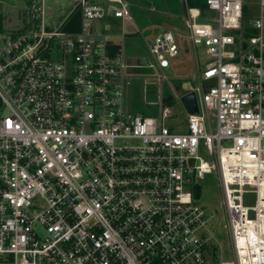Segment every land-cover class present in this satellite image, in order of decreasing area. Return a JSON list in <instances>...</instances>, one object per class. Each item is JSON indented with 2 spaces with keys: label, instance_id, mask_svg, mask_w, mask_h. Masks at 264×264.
<instances>
[{
  "label": "built area",
  "instance_id": "built-area-1",
  "mask_svg": "<svg viewBox=\"0 0 264 264\" xmlns=\"http://www.w3.org/2000/svg\"><path fill=\"white\" fill-rule=\"evenodd\" d=\"M190 1L188 34L147 40L161 70L180 53L176 35L210 58L189 90L199 113L176 97L185 132L164 123L172 107L147 116L125 103L131 65L96 22L133 17L128 0H78L56 32L43 9L41 31L0 28V264L215 263L214 215L195 193L213 170L234 252L220 264H264V0ZM208 10L215 25L197 21Z\"/></svg>",
  "mask_w": 264,
  "mask_h": 264
},
{
  "label": "rangeland",
  "instance_id": "rangeland-1",
  "mask_svg": "<svg viewBox=\"0 0 264 264\" xmlns=\"http://www.w3.org/2000/svg\"><path fill=\"white\" fill-rule=\"evenodd\" d=\"M128 3L133 14L130 19L112 17L111 20L96 22L98 29L111 33V38L121 44L128 63L133 57H147L153 63V66L131 65L126 69L128 85H126L125 103L132 111L147 116L160 117L162 108L172 107L174 116L164 119V123L176 132H185L186 122L183 120L182 108L176 97L196 89L200 83L199 74L205 69L210 58L205 52L204 45H194L188 38L177 36L188 34L185 24L187 7L184 0H128ZM77 4L78 0H0L2 27L5 30H17L32 25L35 30L41 31L43 9L46 30L60 31L61 25ZM213 14L215 11L208 10L197 21L212 22L215 25L211 19ZM250 15H253L254 19L258 16V12L252 10L248 13L249 18ZM248 21L251 22V19ZM162 29H169L177 34L176 41L180 46V54L169 57L170 65L161 70L155 64L147 40L153 39ZM123 32L125 36L121 37ZM61 39V36H56L52 40L51 50L52 54H55L51 56L53 59H58V55L62 52ZM228 48L238 50L237 44ZM47 55L45 53V56ZM211 119L213 123V116ZM212 129L215 130V123L212 124ZM199 154L210 163L214 162L213 156L206 149L202 148ZM196 181L199 187L198 201L214 215L211 229L216 237L217 258L212 264H220L222 260H232L234 252L219 174L213 170L211 173H206L202 179L196 178ZM255 198V193H246L244 203L252 207L255 205ZM249 216L253 218L254 211L250 210Z\"/></svg>",
  "mask_w": 264,
  "mask_h": 264
},
{
  "label": "water",
  "instance_id": "water-1",
  "mask_svg": "<svg viewBox=\"0 0 264 264\" xmlns=\"http://www.w3.org/2000/svg\"><path fill=\"white\" fill-rule=\"evenodd\" d=\"M129 64L132 66H149V59L146 57H133L129 59ZM180 101L190 114H198L199 107L194 91H189L180 96Z\"/></svg>",
  "mask_w": 264,
  "mask_h": 264
},
{
  "label": "trees",
  "instance_id": "trees-1",
  "mask_svg": "<svg viewBox=\"0 0 264 264\" xmlns=\"http://www.w3.org/2000/svg\"><path fill=\"white\" fill-rule=\"evenodd\" d=\"M189 4L191 6H200L201 8H203V10L205 9L204 2L199 1V0H191L189 2ZM79 19H80V14H79V12H77V13H75L74 15H72L70 17L69 21L64 24L63 28L66 29V30H74V29H77L79 27V24H78ZM31 26H29V27H31ZM0 28H3L2 27V18H1V16H0ZM24 29H27V27L24 28ZM195 193L196 194H199V187H196Z\"/></svg>",
  "mask_w": 264,
  "mask_h": 264
},
{
  "label": "crops",
  "instance_id": "crops-1",
  "mask_svg": "<svg viewBox=\"0 0 264 264\" xmlns=\"http://www.w3.org/2000/svg\"><path fill=\"white\" fill-rule=\"evenodd\" d=\"M109 20H111V19H109ZM113 42H114V44H115L114 47H119V46L122 47L121 44H120L119 42H117L116 40L113 39ZM179 54H180V53H179ZM146 58H147V57H146ZM188 92H189V91H188ZM186 93H187V92H186Z\"/></svg>",
  "mask_w": 264,
  "mask_h": 264
},
{
  "label": "flooded vegetation",
  "instance_id": "flooded-vegetation-1",
  "mask_svg": "<svg viewBox=\"0 0 264 264\" xmlns=\"http://www.w3.org/2000/svg\"><path fill=\"white\" fill-rule=\"evenodd\" d=\"M150 62V61H149Z\"/></svg>",
  "mask_w": 264,
  "mask_h": 264
}]
</instances>
